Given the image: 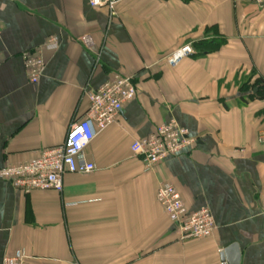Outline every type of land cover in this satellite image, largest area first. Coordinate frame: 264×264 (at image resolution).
<instances>
[{
	"label": "crops",
	"instance_id": "crops-1",
	"mask_svg": "<svg viewBox=\"0 0 264 264\" xmlns=\"http://www.w3.org/2000/svg\"><path fill=\"white\" fill-rule=\"evenodd\" d=\"M24 53L43 60L36 83ZM116 74L136 95L86 148L93 173L65 174L60 194L0 179V264H264V0H125L114 17L89 0H0V169L62 145ZM170 120L194 143L146 170L130 146ZM163 184L210 212V237L179 238Z\"/></svg>",
	"mask_w": 264,
	"mask_h": 264
},
{
	"label": "built area",
	"instance_id": "built-area-1",
	"mask_svg": "<svg viewBox=\"0 0 264 264\" xmlns=\"http://www.w3.org/2000/svg\"><path fill=\"white\" fill-rule=\"evenodd\" d=\"M125 0H89L92 8H105L111 17L115 16V7ZM260 2V0H255ZM80 44L87 50L94 46L89 35L79 38ZM45 49H56L51 40ZM194 54L193 47L188 44L174 51L168 58L170 66ZM25 66L29 82L36 83L40 77L44 63L40 56L24 53ZM133 82L128 77L114 75L110 81L96 90L85 94L87 108L81 120L72 123L62 145L42 151L36 159L21 165L0 169V179L9 182L22 193L34 190L61 193L65 174H91L95 165L86 159L85 150L95 136L112 125L122 111L125 103L135 98ZM264 144V135L259 138ZM194 141L186 129L170 120L159 125L155 132L134 141L130 150L141 157L146 170L158 163L173 157L190 147ZM156 201L163 207L166 217L174 226L181 240L202 239L210 237L215 230V223L210 212L203 208L189 214L177 190L170 184L161 185L156 192ZM261 216L264 218V196L261 202ZM27 257L16 252L6 257L3 264H27Z\"/></svg>",
	"mask_w": 264,
	"mask_h": 264
},
{
	"label": "water",
	"instance_id": "water-1",
	"mask_svg": "<svg viewBox=\"0 0 264 264\" xmlns=\"http://www.w3.org/2000/svg\"><path fill=\"white\" fill-rule=\"evenodd\" d=\"M234 248H235V247H231L228 251H230L231 249H234ZM224 253H228V252H224ZM228 262H229V261H228ZM229 264H238V263H237V260H236V261H233V262H231V263L229 262Z\"/></svg>",
	"mask_w": 264,
	"mask_h": 264
},
{
	"label": "trees",
	"instance_id": "trees-1",
	"mask_svg": "<svg viewBox=\"0 0 264 264\" xmlns=\"http://www.w3.org/2000/svg\"><path fill=\"white\" fill-rule=\"evenodd\" d=\"M202 43H200V45H198V47L197 48H200V50L202 49V50H206V47L202 44Z\"/></svg>",
	"mask_w": 264,
	"mask_h": 264
}]
</instances>
